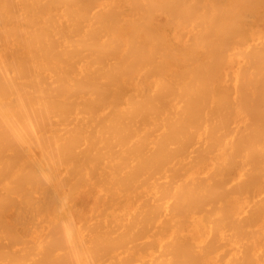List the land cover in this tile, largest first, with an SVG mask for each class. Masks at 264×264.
<instances>
[{
  "label": "bare ground",
  "instance_id": "obj_1",
  "mask_svg": "<svg viewBox=\"0 0 264 264\" xmlns=\"http://www.w3.org/2000/svg\"><path fill=\"white\" fill-rule=\"evenodd\" d=\"M0 264H264V0H0Z\"/></svg>",
  "mask_w": 264,
  "mask_h": 264
}]
</instances>
